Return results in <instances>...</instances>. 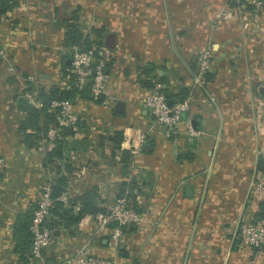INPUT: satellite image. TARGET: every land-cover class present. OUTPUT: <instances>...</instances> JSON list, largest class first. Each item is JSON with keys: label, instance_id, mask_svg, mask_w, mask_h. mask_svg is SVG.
<instances>
[{"label": "crops", "instance_id": "obj_1", "mask_svg": "<svg viewBox=\"0 0 264 264\" xmlns=\"http://www.w3.org/2000/svg\"><path fill=\"white\" fill-rule=\"evenodd\" d=\"M17 1V6L0 13V29L4 32L12 31L8 28L7 19L2 16L11 12L17 20V16L21 17L19 4L29 6L26 0ZM189 2L190 0H117L123 7V14H127V7L136 8L135 15L130 20L127 15H121L123 22L134 23L132 31H119V28L116 31L106 30L104 23L97 24L96 27H102L108 37L105 39L111 54V62L105 71L108 87L105 93L109 103L103 106L101 102L81 98L72 102L77 119L84 121L87 134L80 137L88 139V146L85 150L69 149L72 156L89 158L86 166L83 165L80 170L82 173L84 169L87 171L84 177L65 181L63 185L53 182L51 193L55 196L63 195L66 199L95 186L96 192L103 199L102 203L107 207V198L111 192L114 195L123 191L139 192L138 195L135 194L136 208L143 211L146 221L141 225L127 223L121 226L116 244L110 238L108 226L99 241H88L89 253L113 258L117 260V264H264V247L256 249L243 244L239 231L236 228L231 231L233 224L230 221L239 212L252 220L259 201L264 198V188L261 191L252 190L255 173L264 177L255 168L257 157L264 154L263 104L260 105L261 111H256L260 116L255 120L254 111L248 107L238 109L235 105L234 108L229 100L230 107L221 111L209 99L193 95L192 92L189 109L180 115L176 125L171 128L158 123L149 111L136 104L149 90L143 85V80H162L160 88L164 85L168 92L174 94L175 100L184 95L179 92L189 91L187 84L190 85L188 73L191 65L187 54L193 52V44L187 39L197 38L194 31H189L188 24H185L189 21L186 17L189 14L186 11ZM175 6L182 10L181 22L185 26L180 31L173 30ZM30 15L34 17V14ZM171 27L173 28L170 29ZM236 32V29L223 32L217 30L216 36L221 40H229ZM115 34L118 41L115 40ZM127 34L139 38L141 45L147 44L145 52L149 58L132 66L120 63L119 68H115V63H118L117 53L126 56L129 54L123 49ZM185 34H188L186 38ZM8 43H13L6 48L10 60L0 63V156L1 165H4L1 168L3 172L0 173V239L10 247L7 252L0 253V264H41L28 256L22 259L13 249L12 227L17 214L28 210L35 202L39 188L44 183L45 174L41 172V167L47 164L42 163V154L50 147L39 152L35 150V143L27 144L23 140V132L18 124L25 112L19 108L20 100L14 93L18 85L15 80L17 77L22 78L19 75L22 71L26 75H32V69L28 70L27 58L17 55L25 51L26 47L15 39ZM19 45L21 48H18ZM223 45L212 47L217 56L213 60L214 69L205 80L210 86L211 94L215 98L217 96L220 102H225L224 96L229 85L227 78H223V70L219 69L222 59L227 56L223 53L228 51ZM36 46L37 50L41 48V45ZM29 49L28 52H31L32 47ZM62 58L69 65V51L62 54L59 52L57 65L48 66V72L40 63L33 65L36 73L40 70L37 77H33L34 82L48 87L55 84V79L61 78L64 83L62 75H54L58 68L61 69ZM10 62L18 66L19 70L14 72L19 76L8 70ZM136 66L141 70L145 67L149 72L139 73L133 70ZM153 75L156 77L152 78ZM12 98L14 101L11 109L6 110L4 104ZM102 120H105L103 126L106 128L102 126L101 131L105 133L96 136L92 130L91 135L95 140L91 139L87 126L92 129L94 122ZM258 121L261 132L256 133L254 124ZM42 123L43 118L40 117L39 124ZM115 131H121L122 134L116 149H127L129 156L132 138L139 131H144L146 135L139 152L135 154L134 165H131L138 174L135 175V170L129 174L128 179L133 177L134 180L130 189L120 184L122 180L127 181L126 174L121 172L120 156L114 154L112 158L109 156L110 151L108 154L103 153L105 155L98 154L102 141L109 140L110 144L113 143ZM185 185L189 186L188 193H184ZM73 209L76 210L77 205ZM76 223L77 228L72 225L71 231L63 227L56 228L53 242L42 250L46 262L50 264L57 258L75 254L87 235L85 230L88 225L81 219Z\"/></svg>", "mask_w": 264, "mask_h": 264}, {"label": "rangeland", "instance_id": "obj_2", "mask_svg": "<svg viewBox=\"0 0 264 264\" xmlns=\"http://www.w3.org/2000/svg\"><path fill=\"white\" fill-rule=\"evenodd\" d=\"M228 1L229 0H190L188 7L186 8V11L189 13L187 14L188 16L186 15V17L189 18V21L185 24H188L189 31H194V35L195 37H197L196 39L201 42H198L196 39H187V41L193 44V52L187 54L189 56L188 61L191 65L188 77L191 80L190 85L187 84V90L189 91L184 92V95L182 96H186L188 98V106L186 110L189 109V98L191 97V94L193 92V95H200V97L209 99L210 102L212 101L211 103H214V105H218V110L221 111H225V108L230 107L231 104L229 100L232 101L231 103L234 108L235 105L238 106V109L248 107L250 110L254 111L255 120H257L256 117L260 116V113L256 114V111H261V104H263L264 109V16L260 11L261 0H242L243 3L241 4L239 3V0H235L236 5L234 6L230 5ZM26 3L29 4L28 7H24L23 4H19L18 8H20L21 10L19 11L21 17L17 16V20L16 18H14L11 12L7 15L4 14L2 16L7 19L8 28L12 32H8V30L4 32L0 29V63L3 61L8 62L10 60V58H8L6 54V48L10 47L9 44H13L8 42H11L12 39H15L19 43L24 45V47H26V49L24 48L25 51H21V53H18L17 55L22 56V58H27L29 61L28 70L30 68L32 69V71L30 72L32 75H26L24 71H22L19 74L22 78L17 77L18 79L15 80V84H18L14 91L15 95L23 85H27L28 83H32L33 81H35L34 78L37 77L36 74L40 72V70H37V73L35 71L36 63H40L42 67H45V71L48 72V66H51L52 64L57 65V54L59 52H61L62 54L68 51L63 41L65 23H63L62 21L64 18L70 17L72 14H74L75 18L69 24H71L72 26H77L78 29L83 33L89 30L90 27H96L97 24L100 25L101 23H104V25L106 26V30L115 29L116 31L117 28H119V31L123 29L132 31V29L134 28V23L128 21L123 22L121 20V15H127L130 20V17L135 15L136 8H134V6L127 7V14H123V7L119 3H117V0H26ZM175 4L176 3H174V5ZM246 5H249L251 8H247ZM174 10V22H172L174 28L171 27L170 29L173 28V30L175 31H180V29L185 26L182 25L183 22H181L182 10L181 7L176 6L174 7ZM26 11H30L28 12V19L30 21L27 20ZM31 13L34 14L35 18L30 15ZM228 29H236V35H234L233 37L231 36L229 40H221V38H217V30L223 32L225 30L227 31ZM175 31L173 33H175L176 36ZM184 36L186 38L188 34H185ZM116 37L117 34H115V40L118 41V38ZM124 40L125 43L123 45V49H125L124 51L129 54L128 56H126L117 53L116 59L118 60V63H115V68H119L118 64L120 63L132 66L133 64L137 65V63H143V61L149 58V56L145 52V49H147V44L144 43L143 45H141L139 38L135 37L132 34H127ZM121 41H123V38H121ZM218 44H224L223 46H226L228 48V51L226 53H223L227 56H224V58L222 59L223 62L221 68H219L223 70V78L225 77L227 78V81H229L226 96H224L225 102H220L217 96L215 98L211 94L209 89L210 86L205 81L206 77H203L205 76V73H210L214 69L213 60L214 57L217 56V53H215L212 47L218 46ZM36 45H41V48H38L37 50ZM121 45L122 42L120 46ZM19 47L20 45L18 46V48ZM30 47H32V51L28 52L30 51ZM107 49L109 48L107 47ZM204 52H206L207 56V66L205 68L204 74L200 77L197 76V74L199 72L200 64L203 60V57H201V55H204ZM36 55H38V57H36ZM178 55L180 56L179 53ZM183 60L185 59L183 58ZM8 64V70L15 73L14 75H17V72H14V70L18 71V66L16 64L13 65L12 62ZM136 67L137 68L133 70H136L140 73L142 71L141 68L138 66ZM55 72L56 73H54V75L56 76L62 75V71L60 68H58ZM51 73L52 71H50V74ZM155 77V75L152 76V78ZM153 82L155 84L158 82V80L154 79ZM53 83H55L59 87L63 85L61 78L55 79ZM104 83L105 90H108L107 78ZM141 99L138 101V103H136L138 106L140 105ZM13 101L14 100L12 98L9 99L6 104H4L6 110L11 109L10 106H12ZM102 105L106 106L107 104ZM78 120L75 131L72 132V136L80 137L81 135H86L87 132L84 121L81 122L80 120ZM94 123L95 124L93 125L94 127L92 129L87 126V128L90 129L88 135L92 134V130L94 132V135L96 136L103 135V133L105 132L101 131V127L105 123V120ZM259 123L260 122L258 121V123L254 124V130L256 133L261 132V126H258ZM103 127L106 128V126ZM48 130L49 127L46 128V131L44 133L40 132L38 135L30 137L28 139L29 142L35 143V150L39 152H43L47 147H51L57 143H59L62 148V155L60 158L53 156L50 162H47V164L43 168L41 167V172L45 174L43 184L49 183L51 185L53 183V177L58 174L57 169H59L60 173H63L65 175L66 182L71 179L77 180L78 177H84V173L87 171V169H84V173H82V171L80 170H82L81 167L83 165L86 166L89 158L83 159L78 155H71L72 152L70 151V147L68 145L71 135H62L61 132H58L56 134L55 131L48 132ZM262 132L264 135V131ZM140 134L144 135L145 139L146 135L144 131H139L138 134L134 136V139ZM91 139H94L93 135H91ZM134 139L132 138L131 141L135 142ZM101 143L102 146H100L101 148L99 149V155L106 152L108 154L110 151L111 155L109 154V156H112V158L114 157V154H118L120 156V150L113 147V143L110 144L109 140L102 141ZM139 148L140 146L137 147V150L134 153L130 152V160L126 166L127 172L125 173L127 181L129 180V174L131 172H134L135 170V167H132L131 165L134 163L135 154L137 151L139 152ZM44 152L42 154L43 156L45 155ZM97 159L98 158H96V160ZM1 162L2 157L0 156V173L3 172V169L1 168H3L2 166H4L1 165ZM65 165H69V168H67ZM136 174L138 173L135 170V175ZM253 178L254 182H252V190L257 191L256 189H258V191H261L262 188L256 187L257 181L260 180L259 175L255 173V176H253ZM43 184L40 186L39 192L41 191ZM260 185L264 186V183H261ZM38 194L36 195V197L38 196ZM135 194L138 195L139 192L123 191L118 192V195H114L113 192H111L109 194V198H107L108 203L106 204L108 205L107 207H105L104 212L82 213L78 221L81 219L88 224L87 229L85 230V234L87 235L78 249H83L85 250V252H87V254L92 255L88 251V241L90 242L92 239L95 240V242L99 241V238L104 231L100 227L101 218L103 216L102 214H109L112 211V207L119 204L120 201L117 200V197L123 198L122 202L124 204H127L126 207L132 208L140 213L141 219L138 220L135 224L141 225L144 221H146V219H144L143 217V211L136 208L137 204L135 202ZM99 197L103 201L102 197ZM102 201L98 204L104 206V203H102ZM0 206L2 205L0 204ZM247 218L248 217H243L240 212L236 216H234L230 220L233 224L231 231H235V228L237 231H239L240 225L243 222L250 221ZM58 227L62 228L63 226L60 223ZM118 237H120V235ZM9 247V244H7L5 241L2 242L0 239V253L7 252ZM77 253L78 251H76L75 254L68 256H76Z\"/></svg>", "mask_w": 264, "mask_h": 264}, {"label": "built area", "instance_id": "obj_3", "mask_svg": "<svg viewBox=\"0 0 264 264\" xmlns=\"http://www.w3.org/2000/svg\"><path fill=\"white\" fill-rule=\"evenodd\" d=\"M264 4V0H261V7ZM69 51V67L68 71L73 73L74 78L71 85L81 88L87 82H89V91L93 97H96L99 93H103V98L100 100L102 104H108L109 100L106 96L105 81L107 74L104 71L105 64L110 60V52L103 46H92L87 50L78 49L75 46L67 47ZM202 63L199 67L197 76H202L207 66V56L204 52ZM97 55V56H96ZM1 57V55H0ZM63 81L67 82V78L63 77ZM66 83H63L64 86ZM32 85H38L36 82H32ZM23 85L16 93L18 99L23 100L27 105L38 108L41 105V101L37 98L35 90H25ZM187 97L182 96L171 102L168 106L166 103V97L159 90V84L155 83L154 87L147 91L140 102V107L152 113L156 121L167 127H174L180 115L187 109ZM73 104L67 99H51L49 101V109L54 113V122L49 126L48 132L55 131L62 132L63 129L69 127L71 132L75 131L77 125V115L72 109ZM132 142L129 151L134 153L137 147L141 146L144 141V135L140 134ZM264 183V177H260L257 181V188H264L260 185ZM55 199L64 200L65 197L53 196L51 194V185L49 183L43 184L41 191L35 198V206L31 212L28 229L30 232V246L28 249V258L40 261L41 264H49L46 262V258L42 254V250L47 248L54 238V230L56 228L48 227L44 224V219L49 213V208L52 206ZM119 200L118 205L112 207V211L109 214H102L100 227L102 230L109 229V235L114 244L118 242L121 232V226L127 223H137L141 219L140 213L132 208L126 207L127 204L122 202L123 198L117 197ZM112 222V223H111ZM111 223V225H109ZM239 235L241 240L246 245L254 248H260L264 242V215L255 220L243 222L240 225ZM76 256H64L53 260L50 264H117V260L113 258H104L98 255H89L85 250L78 249Z\"/></svg>", "mask_w": 264, "mask_h": 264}, {"label": "trees", "instance_id": "obj_4", "mask_svg": "<svg viewBox=\"0 0 264 264\" xmlns=\"http://www.w3.org/2000/svg\"><path fill=\"white\" fill-rule=\"evenodd\" d=\"M230 5L234 6L236 5L235 2H232L231 0L228 1ZM0 3L2 5L0 9V13L5 12L7 10L12 9L18 4L17 0H0ZM239 3H243L242 0H239ZM247 8H251L249 5H246ZM261 13L264 16V4L261 7ZM75 18L74 14H72L70 17L64 18L63 23L64 25V33H63V41L66 47L69 46H75L78 49L81 50H87L91 48L92 46H103L107 48L109 46L107 40L105 38H108L105 35V32L103 31L102 27H90L89 30L86 32H82L78 29L77 26H72L71 23L73 19ZM108 50V49H107ZM97 56V55H96ZM64 60L62 58L61 62V74L63 77L67 78V82L61 87L57 86L56 84L49 85L48 87H43L40 85H32V83H28L25 85V90H35L37 98L41 101V105L38 108L31 107L27 105L23 100L19 99V108H21L25 112V116L23 119L19 121V129L23 132V140L27 144H31V142L28 141L30 137H34L38 135L40 132L44 133L46 131V128L49 127L54 122V113L49 109V101L51 99H67L71 102H74L76 99H87V100H94L96 103L100 102L96 97H90V91H89V82H87L83 87L77 88L73 85H71V82L74 78L73 73L68 71L69 65H66L64 63ZM110 63V60L105 64L104 71L107 70L108 65ZM143 72H149L148 69L145 67H142ZM206 79L209 77L208 73H205ZM162 77H160V80ZM143 85L147 89H152L154 87L153 81H143ZM159 84V90L163 92L166 99H170L171 102H174V94L168 92L166 88H160V84L162 83V80L160 82H157ZM180 94H183L184 91L179 92ZM182 98V96L180 97ZM179 99V98H178ZM43 118V123L39 124V118ZM62 135H66L64 129L62 130ZM122 139L121 131H115L114 135L112 136L113 141V147H118L120 141ZM120 168L122 173H126V166L127 162L129 160V152L127 149L122 148L120 150ZM62 155V148L59 143L51 146L46 152L42 159V163H47L52 160L53 156L61 157ZM67 168H69V165H65ZM255 168L257 171H259L261 174L264 175V154H260L255 163ZM57 175L53 177V182L55 184L63 185L66 181L65 175L63 173L59 172V169H57ZM134 180L133 177H131L128 181L122 180L121 185L127 186L129 189L133 186ZM128 184V185H127ZM52 194V193H51ZM55 197V195H53ZM101 198L96 192L95 186H90L86 188L83 192L80 194H77L73 197H67L64 200L55 199L52 206L49 208V213L47 217L44 219V224L51 228H57L58 225H61L71 231V226L76 223L80 217V215L84 212L89 213H96V212H104L105 206L98 204L101 202ZM74 205H77V209L74 210ZM35 206V202L29 206V209L24 212H19L17 216L15 217V221L12 227V237L14 240V247L13 249L19 253L20 257L22 259L27 258L28 249L30 246V232L28 229V224L31 217V212ZM264 215V198L259 201V206L257 210L253 213V219L255 220L257 218H260ZM112 223V222H111ZM109 223V225H111ZM260 247H264V242L261 244Z\"/></svg>", "mask_w": 264, "mask_h": 264}, {"label": "water", "instance_id": "obj_5", "mask_svg": "<svg viewBox=\"0 0 264 264\" xmlns=\"http://www.w3.org/2000/svg\"><path fill=\"white\" fill-rule=\"evenodd\" d=\"M231 1L235 2V0H231ZM0 9H1V4H0ZM67 62H69V59H67ZM162 88H164V85H162ZM90 97H93V96L90 95ZM102 98H103V93H99L96 96V99H98V100H101ZM166 103H167L168 106H170L171 105V100L170 99H166ZM64 131H65L66 135H72L71 129L69 127H66L64 129ZM68 145H69V147L71 149H74V150H85L87 148V146H88V139L85 138V137L71 136V138L69 139ZM188 189H189V186L185 185L184 193H188ZM73 227L77 228V223H74ZM56 232H57V229L54 230V233H56Z\"/></svg>", "mask_w": 264, "mask_h": 264}]
</instances>
